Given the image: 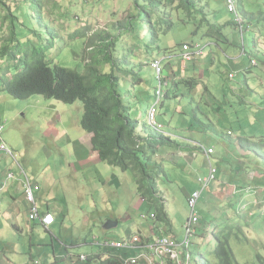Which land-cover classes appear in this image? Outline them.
<instances>
[{"label":"rangeland","instance_id":"1","mask_svg":"<svg viewBox=\"0 0 264 264\" xmlns=\"http://www.w3.org/2000/svg\"><path fill=\"white\" fill-rule=\"evenodd\" d=\"M4 1L11 9L17 3H23L22 0ZM235 1L240 16L247 22L246 27L249 23L245 35L235 28L236 15L228 11L227 0H194L196 8L191 13L176 9L175 2L169 9L173 25L166 31L158 33V38L155 39V46L158 49L153 51L154 56L158 53L162 55L160 58L163 76L169 83L168 87L164 86L165 96L168 92L169 97L162 100L157 120L163 126L161 132L171 136L180 146L160 148L158 156L153 161L158 167L153 172V177L171 219L169 233L178 239L184 238V225L190 218L187 195L195 189L201 190L202 186L197 179L208 174L207 157L200 149L194 147L200 144L215 151L212 163L219 170L217 182L212 183L202 195L198 211L203 219L200 220L198 235L192 239L190 247L198 264H203L201 255L211 239L209 234L226 224L234 227V232L241 238V241L233 239L231 242V248L240 264H259L257 255L264 256V147L256 148L261 155L259 153L255 160L251 151H245L240 147L241 139L252 137L250 142L258 143L264 136V62L260 60L258 66L251 67L247 56H243L239 60L249 72L237 73L235 64L238 61H231V65L228 64L227 57L222 52L223 44L220 50L210 42H218L222 40L220 36H224L231 43L238 44L241 49L244 40L248 53L256 48H264V25L255 18L258 16L264 18V0ZM42 2L45 16H54L59 28L68 31L66 33L78 31L75 39L71 40L64 36L65 43L56 41L54 47L46 53V60L80 73H84L85 65L91 63V56H97L94 47L99 42L98 36L95 35L104 37L106 34H117L119 23L125 22L126 17L135 13L132 0H42ZM36 6L40 7V0ZM28 11L26 7L25 12ZM6 15L7 11L0 7V46L6 43L5 38H8L10 31V20H5ZM63 35H66L65 32ZM94 37L95 39H92ZM120 43L125 48L130 47V35L124 34ZM185 44L204 45L205 56L196 59L195 62H183L180 52ZM91 47L93 49L87 51ZM136 55L138 58L132 59L133 62L141 64H145V60L150 62L144 55V50H138ZM255 56L257 59H264V50L255 51ZM176 59L179 60L175 63ZM12 65L6 58H0V71H8V76L15 74ZM175 65L176 72L185 66L186 76L195 78L196 74L198 78L193 79L196 83L192 86L181 84L178 88L175 87L172 78ZM146 66L149 67L148 64ZM231 73L235 74V78L229 77ZM143 75L148 76V84L152 88L159 87L154 70L146 68ZM49 105L60 109L59 112L63 115L64 124L67 123L69 131H74L73 134L83 131L80 126L83 105L80 101L64 104L38 95L18 100L5 93V98L0 101V120L4 127L2 141L17 139L19 143L18 138H21V134H36L45 112L49 111ZM147 110V105L143 103L139 109L140 119L146 124L149 122ZM7 120L9 124L6 125ZM228 131L232 134L234 132L235 136L229 133L228 136ZM44 144L47 146V143ZM42 146L43 143L42 145L33 143L28 148L23 146V152L27 153L24 159L20 158L15 148L9 147L13 158L7 156L9 161L4 159L0 165L3 168L11 167L8 164L12 162L16 168H20L21 165L25 168L31 166L39 170L45 169L59 159H55L54 156L52 161L44 160L45 149ZM186 152H195L197 156L189 160L182 159L181 155H185ZM176 155L180 156L179 159H176ZM62 156L60 153V161L68 163ZM31 157L36 159L35 162ZM160 167L165 173L161 172ZM115 171L119 184L99 186L83 200L79 196L82 191L85 194V184L74 182L72 189L69 187L67 192L72 210L66 219L64 230L67 234L73 233L77 237L76 242L84 243L78 248V252L86 256L106 248L103 246L105 242L119 240L118 237L129 228L130 223L147 236L150 233L149 225L152 223L148 220L157 221L150 219L149 216L156 212L158 207L150 208L138 194L135 174L119 169ZM249 178L252 179L248 180ZM247 181L253 182L250 190L243 189L244 182ZM236 187L238 193L235 194ZM87 210L92 213L88 214ZM142 215H148L147 221L142 220ZM65 216L62 219H65ZM108 221H117L119 225L115 229L107 230L104 227ZM158 222L159 225L165 224ZM21 226L25 228V234L18 239H11L10 236V241L16 243L10 252L2 253L4 258H8L12 264H33L30 263L31 258L35 264H64L55 262L50 233L43 231L39 232L43 237L37 236V233L34 237L31 229L26 228V225ZM4 227L8 228L10 225ZM131 236L132 234L125 239ZM70 243V240L66 241L67 245ZM59 244V248H62L63 245ZM113 250L119 253L107 257L117 255L127 259L135 254L134 251Z\"/></svg>","mask_w":264,"mask_h":264},{"label":"trees","instance_id":"2","mask_svg":"<svg viewBox=\"0 0 264 264\" xmlns=\"http://www.w3.org/2000/svg\"><path fill=\"white\" fill-rule=\"evenodd\" d=\"M22 2L11 9L10 5L5 4L6 1L0 0L1 9L7 11L5 20H10L9 36L5 38L6 43L0 46V58H6L13 64L11 68L15 70L13 76H8V71H0L1 91L18 100L38 95L64 104L80 101L83 105L80 126L83 131L93 135L92 146L98 152L100 160L122 172H133L137 180L138 194L150 208L158 207L156 212H151L156 215L157 221L170 227L171 222L164 200L154 184L153 172L158 167L153 161L161 147L180 146L171 136L156 131L149 122L146 124L140 119V106L145 103L149 111L154 103L156 90L148 84V76L143 75V71L146 68L153 70L151 62L161 60L162 55L153 54V51L158 49L155 46V39L158 33L166 31L173 25L169 16L172 4L176 2V9L191 13L196 8L194 0H132L135 13L126 17L125 22L119 23L117 34H106L104 37L95 35L98 36L99 42L94 47L97 56H91L92 61L85 65L84 73L46 60V53L54 47L56 41L64 42V36L71 40L75 39L78 31L66 33L68 31L57 26L54 16L46 17L42 0L38 8L36 3L39 0ZM26 7L28 12H25ZM166 8L168 10H165ZM255 18L264 25V18L260 16ZM64 32L66 35H63ZM124 34L131 37V46L128 48L120 43ZM244 43L243 40L245 54L248 57L252 56L251 67L258 66L260 60L264 62V59H257L255 50L248 53ZM92 49L93 47L87 51ZM138 50H144V55L150 60L149 63L147 60L145 64L133 62L132 59L138 58L136 55ZM261 50L264 48L256 51ZM195 83L196 81L188 78L176 81L174 86L181 84L192 86ZM207 90L209 91V88ZM168 97L167 92L166 98ZM250 140L252 137L241 139L240 147L245 151H251L255 160L260 153L256 148L264 147V136L258 143L254 141L252 143ZM176 156V159H179L180 156ZM160 170L165 173L163 168L160 167ZM236 192L237 187L235 194ZM233 228L226 224L209 234L211 239L201 255L203 264H240L231 248V242L233 239L241 241V238ZM257 260L259 264H264L263 255L258 254ZM83 264L124 262L117 255L105 259L98 255L95 258L89 257ZM189 264H198L193 253Z\"/></svg>","mask_w":264,"mask_h":264},{"label":"crops","instance_id":"3","mask_svg":"<svg viewBox=\"0 0 264 264\" xmlns=\"http://www.w3.org/2000/svg\"><path fill=\"white\" fill-rule=\"evenodd\" d=\"M235 28L238 30L236 25ZM220 38L222 40L218 42H210L214 46L220 48V50L222 48L221 44H223L224 48H222V52L226 55L228 64L231 65V61L237 60L238 62L237 64H235V66L237 67L235 68L236 72H249L248 68L242 66L243 63L241 62V60H239L240 58H243V56H247L244 52V49H241V47L236 43H231L230 40L224 36H220ZM198 49H203V54L192 55L191 57H184V53L181 49L180 57L183 58V62H195L196 59L205 56L206 47L204 45L197 44L196 46H191L192 51H197ZM256 50L257 48L255 49V51ZM169 56L174 57V55ZM251 57L252 56H247L249 61ZM179 59H176L175 63ZM176 68L177 66L175 65L172 70L174 73V77L171 76L173 78L174 84L176 83V80L181 81L182 79L198 78L196 74L194 75L195 78L186 76L185 66H182L180 68L178 67L180 69L179 72L175 71ZM230 75H233L235 78V74L231 73ZM3 98H5V93L1 91L0 87V101ZM59 110L60 109H57L56 106L49 105V111L45 112L43 122L41 123L39 129L36 131V134H21V138H18L19 143H17V139L14 141L8 140L4 142V144L8 148H15L20 158L23 159L27 154L23 152V146L28 148L29 146L33 145V143H39L40 145H42L43 143L44 146L42 147L43 149H45L44 160L52 161V158L54 156L56 157L55 159L59 160L54 162L53 165L49 164L47 168H43L42 170L37 169V167L32 168L31 166L29 168H25L21 165L20 168H16V166L12 162L8 164V166L11 167L5 166V168H3L2 165H0V264H12V262L8 258H4V255L2 253L11 251L12 246L16 243L11 242V239H18L25 234V228H23L21 225H26V228L31 229L34 237L36 233L37 236L43 237V235L39 233L43 231L51 234L53 240V256L55 257V262L64 264H83V262H81L80 260V256L85 254L79 253L78 248H81L84 243L76 242L77 237L73 233H65L64 230V224L66 222V219L68 218L69 213H71L70 211L72 210L69 199L67 197L69 187L70 189H72L71 186L75 184L74 182L79 184L81 182L85 184L84 189L86 190V192L85 194H83L82 191L79 196V198L83 200L84 197L95 191L97 188H99V186H110L116 183L119 184V180L117 181L116 177V168L102 162L99 158L98 152L94 150L92 146L93 135L85 131L73 134L74 131H69L67 123L64 124L65 119L59 112ZM54 111L55 113L53 114ZM74 120L77 121V119ZM7 124H9V120L6 121V125ZM0 125L3 127L1 120ZM228 133H231L230 135L235 136L234 132L232 134V132L228 131L227 135ZM234 140L235 139L233 138V141ZM44 143H47V146ZM60 153L63 154V160L67 161L68 163L65 164L60 161ZM7 156L10 155L1 152L0 162L2 163L4 159L9 161ZM196 156L197 154L195 152H186L185 155H181V157H183L182 159L185 160L196 158ZM31 159L33 162H35L36 160L32 157ZM26 177L30 181V183H32V185L39 187V190L36 191L35 194L40 214L44 215L45 213L49 212L54 216L55 222L49 228H45L39 221L29 220V204L26 203L24 199V184L26 183ZM200 177L201 176H199L198 179ZM251 179L252 178H249L248 180ZM252 183L253 182L251 181L244 182L245 187L243 189L247 188L248 190H250V185ZM191 193L192 192L187 195V198ZM87 213L90 214L92 213V211L87 210ZM64 216L66 218L62 219ZM168 218L171 222L169 214ZM148 221H151L152 223L149 225L150 233L147 234V236H144L138 227L134 228V224L130 223L129 228L126 229L121 234V236L118 237L119 240L117 241L125 239L131 234H138L137 232H139V234H141L145 238H148L149 240H152L156 236L162 234L172 235L171 232L169 233V227L166 224L159 225L158 221ZM9 225L10 227L8 228L4 227ZM118 225L119 224L117 222V226ZM206 230L208 231V227H206ZM67 240L71 241L70 245L66 244ZM59 243L63 245L62 248H59ZM118 253L119 252H115L113 249L104 248L103 250L99 249L98 253L87 257L95 258L100 255L103 259H105L110 254ZM31 259L32 260H30V263L33 262V264H35L33 258Z\"/></svg>","mask_w":264,"mask_h":264},{"label":"built area","instance_id":"4","mask_svg":"<svg viewBox=\"0 0 264 264\" xmlns=\"http://www.w3.org/2000/svg\"><path fill=\"white\" fill-rule=\"evenodd\" d=\"M228 11L234 13L235 24H237L238 29L244 34L246 29V21L243 19L237 8V3L235 0H227ZM182 52L184 57H191L192 55H202L203 49H198L197 51L191 50V45L185 44L182 46ZM171 58V57H170ZM253 64L255 62L253 61ZM153 70L156 72L160 86L157 89L158 96L157 101L149 109L148 116L149 122L153 129L161 132L163 126L157 123L156 114L158 113L156 105H159L160 100L163 97L164 82L163 78V65L162 60H155L151 62ZM2 126H0V151L11 155V151L6 148V146L1 142ZM231 134V133H229ZM196 147L204 153L209 161L208 174L204 177L198 179L199 184L202 186L201 190L193 191L187 198V205L190 210V218L184 225L185 236L182 240H178L173 235H158L151 241L142 243V239L138 235L129 237L128 239L121 240L119 242H105L103 245L108 249L124 250V251H134L138 249L137 254L127 259H122L124 264H189L191 261V251L190 247L192 245V239L197 236L198 226L200 224L201 216L198 211V205L202 198L205 190H207L213 182L217 180L218 168L212 163V155L215 153L213 148H207L203 145L196 144ZM39 190L38 186L32 185L26 177V183L24 184V199L26 203L29 204V220L39 221L45 228H49L54 224L55 219L52 214L45 213L41 215L37 206V199L35 192ZM150 219L156 220V215L154 213L150 214ZM143 220L148 219V215H142ZM140 248V249H139ZM88 257L82 255L80 257L81 262L87 261Z\"/></svg>","mask_w":264,"mask_h":264},{"label":"bare ground","instance_id":"5","mask_svg":"<svg viewBox=\"0 0 264 264\" xmlns=\"http://www.w3.org/2000/svg\"><path fill=\"white\" fill-rule=\"evenodd\" d=\"M165 59H166V57H165ZM230 78H233L234 76L233 75H230L229 76ZM163 78H164V76H163ZM164 82H166L167 83V85H164V86H168V82L166 81V78H164ZM159 86H160V83H159ZM157 89H159V87L158 88H156V92H157ZM155 92V95H156V97L158 96V93H156ZM167 94V93H166ZM166 96H165V91H164V88H163V97H162V99L160 100V103H159V105H156V107H157V111L159 110L158 109V107L160 106V104L162 103V100L165 98ZM156 101H157V99L155 98V101H154V103L152 104V105H154L155 103H156ZM151 105V106H152ZM150 109V108H149ZM149 112V111H148ZM158 114H159V111H158V113L156 114V117H158ZM148 118H149V116H148ZM157 119V118H156ZM157 123L158 124H161V123H159L158 122V120H157ZM149 125H150V122H149ZM162 125V124H161ZM151 126V125H150ZM3 128V127H2ZM1 142L4 144V142L2 141V139H1ZM5 145V144H4ZM6 146V145H5ZM6 148H8L7 146H6ZM9 149V148H8ZM10 150V149H9ZM11 151V150H10ZM0 152H2V151H0ZM3 153H5V152H3ZM11 153H12V151H11ZM6 154V153H5ZM8 155V154H7ZM11 157H13V154H11L10 155ZM134 235H138L141 239H142V243L144 244V243H146V242H149V241H151V240H149L148 238H145L144 236H142L141 234H133L132 236H134ZM114 242H119V241H114ZM140 249V248H139ZM137 251H138V249H135L134 250V253L135 254H137ZM38 263V262H37Z\"/></svg>","mask_w":264,"mask_h":264},{"label":"water","instance_id":"6","mask_svg":"<svg viewBox=\"0 0 264 264\" xmlns=\"http://www.w3.org/2000/svg\"><path fill=\"white\" fill-rule=\"evenodd\" d=\"M116 227H117V223L116 222L108 221L104 228L107 229V230H110V229H113V228H116Z\"/></svg>","mask_w":264,"mask_h":264}]
</instances>
